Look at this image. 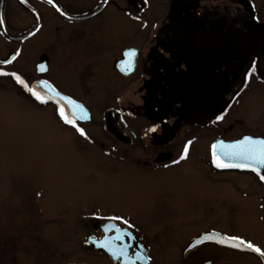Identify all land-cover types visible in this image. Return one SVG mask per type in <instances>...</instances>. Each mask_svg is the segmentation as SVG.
<instances>
[{
    "label": "flooded vegetation",
    "instance_id": "af4514ba",
    "mask_svg": "<svg viewBox=\"0 0 264 264\" xmlns=\"http://www.w3.org/2000/svg\"><path fill=\"white\" fill-rule=\"evenodd\" d=\"M9 2L0 0L7 30L12 28L5 17ZM11 3L31 21L25 31L31 34L23 41L43 50L32 64L29 85L46 80L83 108V119L79 109H66L84 130L81 136L60 119L54 102L41 104L28 93L34 104L53 110L44 121L47 146L59 140L61 155L106 162L87 175H106L109 187L117 186L122 196L131 194L138 178L171 184L182 193L148 203L143 220L127 212H90L78 231L89 258L65 264H264V257L252 250L206 239L237 236L264 250V182L248 169L217 168L212 147L244 136L264 139V0ZM44 12L50 15L44 17ZM54 44L75 48L66 54L69 59L81 56L74 91L63 90L50 75L52 58L59 59ZM16 52L11 63L19 58L20 50ZM41 64L45 71L38 70ZM250 94L254 100L246 101ZM156 125V132L148 131ZM185 145L187 157L181 160ZM222 155L217 147L216 159L223 161ZM240 220L244 233L238 230ZM105 225L114 227L105 231ZM105 240L114 248L127 246L132 259L113 257L98 246ZM137 253L144 259H135ZM1 255L0 250V264H38L29 261L31 250L26 260L2 261Z\"/></svg>",
    "mask_w": 264,
    "mask_h": 264
},
{
    "label": "rangeland",
    "instance_id": "374dc122",
    "mask_svg": "<svg viewBox=\"0 0 264 264\" xmlns=\"http://www.w3.org/2000/svg\"><path fill=\"white\" fill-rule=\"evenodd\" d=\"M11 2L12 0L5 11V17L11 22L8 24L12 27V32L5 28L4 23L0 24V30L4 28L9 37L16 39L30 34L25 31L31 21L25 11L21 12ZM43 15L45 17L50 14L44 12ZM3 16L0 6V20H3ZM44 26L46 28L47 25ZM3 34L0 31V59H6L17 50H20V55L8 67L0 66V71L15 72L29 84V77L33 74L32 64L38 61V55L43 50L32 48L24 39L7 42L8 37ZM44 35L42 32L40 37L44 38ZM54 49L59 59L52 58L50 75L63 90L74 91L77 61L81 56L77 53V57L72 59L66 57L71 50L76 52L75 48L66 49L54 44ZM17 85L11 75H0L2 261L26 260L30 250L32 257L29 261L38 264H65L88 260L89 257L79 245L78 231L80 225H86L87 221L82 218L90 212H127L143 220L151 201H159L166 198L165 196L174 199L182 195L171 184L170 187L167 184L153 185L138 178L137 184L131 185V194L122 196L117 186L115 190L109 187L111 178L98 172L87 175L90 170L97 168V164L99 167H106L107 163L95 157L85 162L83 156L61 155L57 145L62 142L52 137L50 138L55 141L50 140L47 146L44 121L53 116V110L34 104L33 99L28 97V92L23 87L19 89ZM252 94L246 96V101L254 100ZM255 113L259 115L258 110ZM251 118L247 114V119ZM260 122H264V118ZM234 180L243 181L242 178ZM244 185L242 183L238 186L245 188ZM198 190L203 193L202 186ZM225 195H230L228 189L225 190ZM232 203L238 206L243 204L241 200ZM225 211L228 212L226 207ZM242 221L238 225L240 233H244L246 229Z\"/></svg>",
    "mask_w": 264,
    "mask_h": 264
},
{
    "label": "snow or ice",
    "instance_id": "6c2138e0",
    "mask_svg": "<svg viewBox=\"0 0 264 264\" xmlns=\"http://www.w3.org/2000/svg\"><path fill=\"white\" fill-rule=\"evenodd\" d=\"M51 3V0H49ZM4 21L0 20V24H3ZM131 55H135L134 52L129 53ZM15 59V57H13ZM39 71H45L44 65L38 66ZM0 75H11L15 81L23 87V89L28 92L35 100L39 101L41 104H47L50 100L57 104V112L60 116V119L64 121L65 124H70L72 127L76 128V130L80 133L81 136L85 135V132L82 128L77 127L75 119L69 118L67 115L64 106L60 103L61 101L65 102L66 104L74 107L75 109L80 110V119L84 118L83 108L79 104H75L69 97L61 95L59 92L53 88V86L46 80H40L36 82L35 86H30L24 79L21 78L20 75H17L15 72L6 73L0 71ZM36 87L43 88L48 93L47 96L38 92ZM58 98V99H56ZM73 117L76 116V113L73 112ZM220 119V117H217ZM159 128V125H156L150 128L149 132H156ZM191 143V141H189ZM213 156L214 160L213 163L217 168H244L249 169L250 171L256 173L259 179L264 182V174H261V169H264V139H253L250 136H244L241 140L236 141L235 143L231 144H224L221 142L219 145H213ZM219 147L221 152L224 156L228 157L232 161H240L239 163H225L218 159H216V149ZM188 153V145H185L184 152L181 154L180 159L183 160L187 157ZM179 161H173V163H178ZM110 219L120 220V217H112ZM125 224L128 221H123ZM113 225H105V231L113 228ZM117 232L121 230L116 228ZM124 233H121L123 235ZM121 238L120 235L116 236L115 239L119 240ZM216 239L217 243L227 244L233 248H247L251 249L253 252L257 253L260 257H264V250L257 247L253 243L249 241H245L243 238L237 236H224V237H206V239ZM99 247L106 248L113 257H124L126 261H130L132 258L129 257L127 252V246L122 248H114L112 246L111 240H105L103 243L98 245ZM135 259L140 260L144 259L139 253L136 254Z\"/></svg>",
    "mask_w": 264,
    "mask_h": 264
},
{
    "label": "water",
    "instance_id": "95a60500",
    "mask_svg": "<svg viewBox=\"0 0 264 264\" xmlns=\"http://www.w3.org/2000/svg\"><path fill=\"white\" fill-rule=\"evenodd\" d=\"M2 32L4 33V35L6 36V37H8V39H10V40H23V39H25L26 37H28L30 34H27V35H24V36H22V37H20V38H16V39H14V38H11V37H9L8 35H7V33H6V31H5V29L4 28H2ZM16 56V54H10L6 59H0V64H7V63H9L12 59H13V57H15ZM36 85V84H35ZM34 85V86H35ZM36 90L38 91V92H41L42 94H44L45 96H47L48 95V93L45 91V89H43V88H39V87H36ZM56 99H58V98H56ZM63 106L64 105H66V103L65 102H63V101H61L60 102ZM222 159H223V161L225 162V163H239L240 161H232V160H230L228 157H226V156H224V155H222ZM242 169H244V168H242ZM249 170V169H248Z\"/></svg>",
    "mask_w": 264,
    "mask_h": 264
}]
</instances>
